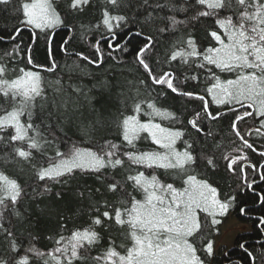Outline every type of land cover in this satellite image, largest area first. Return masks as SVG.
I'll list each match as a JSON object with an SVG mask.
<instances>
[{
	"label": "snow or ice",
	"instance_id": "6c2138e0",
	"mask_svg": "<svg viewBox=\"0 0 264 264\" xmlns=\"http://www.w3.org/2000/svg\"><path fill=\"white\" fill-rule=\"evenodd\" d=\"M12 4L0 0L6 15ZM91 5L92 0H68L67 15L83 14ZM17 13L18 25L0 29V44L11 45L0 49V99L6 105L0 108V153L7 162L26 163L35 186L28 192L18 178L0 171V264H257L247 239L227 249L217 247L214 236L236 209L254 218L256 232L264 237V163H240L248 161L245 150L264 159V150L246 138L264 141V0H106L95 25L104 32L91 44L96 59L73 55L96 67L105 55L117 63L132 55L147 77L140 85L155 91L156 99L134 101L131 113L116 124L117 135L99 139L95 134L104 123L84 121L80 100L91 107L93 98L83 87L72 86L70 94L58 89L49 100L40 72L19 66L26 60L42 67L33 64V47L42 34L51 62L45 70L54 71L56 30H67L57 49L68 54L71 21L62 18L54 0H19L11 8L12 15ZM25 30L31 39L21 53ZM160 37L171 41L163 62L154 58ZM150 61L169 70L157 74ZM174 64L187 66L190 74L179 80ZM217 70L234 78L222 79ZM201 77L207 82L203 94L196 90ZM188 82L191 89L180 86ZM108 86L107 81L93 85ZM161 97L167 107L157 106ZM194 101L200 102L197 110L188 112ZM229 112L235 114L233 144L239 143L222 151L213 124ZM157 118L181 127H164ZM246 118L258 127L242 134L237 125ZM83 137L89 138L88 146L80 143ZM142 139L155 147L139 150ZM220 159L227 174L240 177L227 193L197 171L218 172ZM158 170L181 186L161 180ZM80 221L87 226L76 227ZM53 223L55 238L44 237L53 246L43 250L41 234ZM117 232L130 246L115 243ZM254 244L264 264V239Z\"/></svg>",
	"mask_w": 264,
	"mask_h": 264
},
{
	"label": "trees",
	"instance_id": "16d2710c",
	"mask_svg": "<svg viewBox=\"0 0 264 264\" xmlns=\"http://www.w3.org/2000/svg\"><path fill=\"white\" fill-rule=\"evenodd\" d=\"M19 0H13L11 8L18 6ZM54 6L57 11L61 13L62 18L66 21H71V26L73 28L72 39L69 41L66 46L68 49V54H63L57 49V43L62 41L67 35V30L63 29L56 33V37L53 43V59L56 62V69L54 71L38 70L35 69L32 65H27L26 60L19 64L20 67H27L30 70L40 72L46 87V92L49 100L53 96L58 95V89L64 93H71L72 86H81L84 88L88 95L92 97L91 107L83 99L80 100L81 105H83V118L85 122L100 119L104 123V128L95 134V138L99 139L102 135H107L109 138H114L117 135L116 124L121 118V115L130 114L133 107L134 101L146 98L156 99L155 91L151 89H146L140 85V80H146V74L143 69L136 64L132 55H129L123 59V61L117 63L110 59L107 55L104 57V63L99 67L88 64L86 61L79 59L73 53L83 52L84 55L89 56L91 59H96V54L94 49L91 47V44L100 37L104 32V29L96 28L101 19L102 9L106 6V0H92V5L90 8L86 9L83 14L79 15H67L68 12V0H54ZM11 8L9 13L6 15L3 6H0V29L4 28L5 25L10 31L13 27L19 23V14H11ZM201 38H203V33L201 32ZM39 38L36 45L33 47V64L41 65L43 68L51 67V62L46 58L45 46L43 41L42 34H38ZM23 45L21 47V53H23V48L26 47L31 39V34L28 30H25L21 33ZM137 43L136 39L132 40V45ZM171 41L165 37H160V44L156 50L155 59L163 62L166 59L167 52L170 48ZM11 47L10 44H0V49H5ZM102 50L107 52V47L102 43ZM152 67L156 70V73L159 74L163 70H169L168 65L165 64H156L152 63ZM172 69L176 71L177 78L183 80L184 74H190V69L187 66L181 65L179 68L176 65H172ZM222 79H231L234 78L233 74L229 73H219ZM59 81V84L57 83ZM100 81H107L108 87H93V85H98ZM206 81L201 77L200 84L197 91L203 94V90L206 85ZM182 88L191 89V82L182 83L180 85ZM90 90V91H89ZM159 90V89H157ZM151 93V95H150ZM163 97L160 98L158 107H167L168 105L163 104ZM181 103H184L182 100ZM199 101H194L188 103L187 109L188 112H193L197 110ZM47 106V105H46ZM6 107L3 99H0V108ZM95 108L96 111L93 112L91 109ZM215 111V106H213ZM220 110H224L223 108ZM187 115V113H185ZM235 114L229 112L226 116H223L218 122L213 124V131L218 133L220 139L219 143L223 145L222 151H230L231 147L237 146L238 141L233 144L235 140L234 134L231 132L230 123L234 119ZM142 120H147L148 117L141 115ZM157 122L161 123L164 127H181V125L174 124L169 121H162L157 118ZM238 128L241 130L242 134L246 133L251 127H258L256 121L252 118H246L245 121H241L238 125ZM69 136H72L73 139H77V136H73L72 132H69ZM249 139V142L254 143L257 146L258 151L264 150V141H261L253 135L252 137H246ZM80 143L83 146H88L89 138L83 137L80 138ZM155 145H152L150 141L142 139L137 142V148L141 151L149 150L154 148ZM179 147V145H178ZM61 149L64 150V146L61 145ZM248 155V161H241V164L244 163H254L259 164L263 163L264 159L259 157L256 153L251 152V150H245ZM4 153H0V171H5L13 178H18L21 184L25 187V190L31 192L32 187L35 186V177L32 174V171L29 169V166L24 162H7L3 159ZM220 153L217 152V158L219 159ZM225 161L222 159L219 160V171H208L200 172L202 178H207L210 183L218 185L223 193H227L232 189L236 188L240 183L239 175L230 176L224 170ZM144 170V169H141ZM146 175L152 173L151 169L144 170ZM163 170H158L157 175L160 176L161 180L164 182H173L176 186H181V181L179 179L173 180L171 177L162 175ZM248 179L250 180L253 172L251 169H247ZM231 186V187H229ZM139 198V197H138ZM249 197H245L247 199ZM229 213H232L234 216L238 217L242 222L249 224L250 230L245 231L238 235L234 241L233 246L230 249H235L236 243L241 239H247L250 243H253V254L257 257V264H261L259 253L262 251L259 245L254 244V241L257 239H264V237L259 236L255 230V220L250 218L248 215H240L236 209L230 210ZM228 213V214H229ZM228 216V215H227ZM225 216L224 219L227 217ZM223 222L218 225L219 234L214 236L216 239L217 236L221 234V226ZM76 227L87 226L84 221H80ZM74 225L72 223L68 224V228L72 229ZM56 231V225L53 223L50 226H45V231L42 232V238L39 243V247L43 250H48L53 246V241L44 238L46 235H53ZM65 235L69 233L67 230L64 231ZM115 243L117 245H123L125 248L130 246V242L127 241L122 233H114ZM101 244L106 247L102 241ZM118 250L123 251V248H118ZM103 251V248L100 249ZM238 252V249L236 250ZM97 250H93L92 255H96Z\"/></svg>",
	"mask_w": 264,
	"mask_h": 264
},
{
	"label": "rangeland",
	"instance_id": "374dc122",
	"mask_svg": "<svg viewBox=\"0 0 264 264\" xmlns=\"http://www.w3.org/2000/svg\"><path fill=\"white\" fill-rule=\"evenodd\" d=\"M249 230V224L242 222L238 217L229 213L221 226V234L215 239L216 245L219 247L223 244L226 245L227 249H230L233 246L236 237Z\"/></svg>",
	"mask_w": 264,
	"mask_h": 264
},
{
	"label": "water",
	"instance_id": "95a60500",
	"mask_svg": "<svg viewBox=\"0 0 264 264\" xmlns=\"http://www.w3.org/2000/svg\"><path fill=\"white\" fill-rule=\"evenodd\" d=\"M64 28H60V29H57L56 30V33L60 30H63ZM33 66V65H32ZM34 67V66H33ZM35 69H38V70H45L46 68H43V67H34ZM264 163V162H263Z\"/></svg>",
	"mask_w": 264,
	"mask_h": 264
},
{
	"label": "flooded vegetation",
	"instance_id": "af4514ba",
	"mask_svg": "<svg viewBox=\"0 0 264 264\" xmlns=\"http://www.w3.org/2000/svg\"><path fill=\"white\" fill-rule=\"evenodd\" d=\"M253 178V175L251 176L250 180Z\"/></svg>",
	"mask_w": 264,
	"mask_h": 264
}]
</instances>
